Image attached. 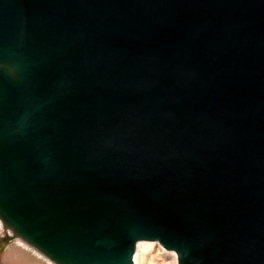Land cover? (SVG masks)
Instances as JSON below:
<instances>
[{"label":"water","instance_id":"1","mask_svg":"<svg viewBox=\"0 0 264 264\" xmlns=\"http://www.w3.org/2000/svg\"><path fill=\"white\" fill-rule=\"evenodd\" d=\"M0 216L57 264H264V0H0Z\"/></svg>","mask_w":264,"mask_h":264},{"label":"rangeland","instance_id":"2","mask_svg":"<svg viewBox=\"0 0 264 264\" xmlns=\"http://www.w3.org/2000/svg\"><path fill=\"white\" fill-rule=\"evenodd\" d=\"M0 252L4 257V264H57L35 248L20 244L12 237L7 240L6 246L2 247ZM135 254L139 264H175L178 259L175 251L166 250L157 241H148L137 246Z\"/></svg>","mask_w":264,"mask_h":264},{"label":"bare ground","instance_id":"3","mask_svg":"<svg viewBox=\"0 0 264 264\" xmlns=\"http://www.w3.org/2000/svg\"><path fill=\"white\" fill-rule=\"evenodd\" d=\"M11 237L14 238L20 244H23V245H26L28 247L34 248L27 241H25L20 235H18L13 230V228L0 216V251L2 250V247L6 246L7 240H9V238H11ZM147 242L148 241H140V242H138L137 246L139 247L142 244H146ZM16 254H17V252H16ZM6 255H8V254H6ZM176 258H178V255L176 256ZM0 263L4 264V257H3L1 252H0ZM134 263L135 264H139L137 254L134 255ZM178 263H179V261L177 259L175 264H178Z\"/></svg>","mask_w":264,"mask_h":264}]
</instances>
